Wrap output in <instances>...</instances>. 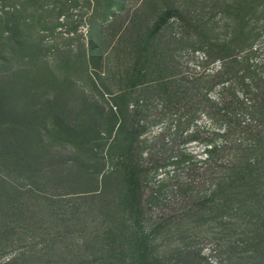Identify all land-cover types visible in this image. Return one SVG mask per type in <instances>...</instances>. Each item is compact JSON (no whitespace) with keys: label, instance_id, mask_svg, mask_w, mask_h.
Returning <instances> with one entry per match:
<instances>
[{"label":"trees","instance_id":"16d2710c","mask_svg":"<svg viewBox=\"0 0 264 264\" xmlns=\"http://www.w3.org/2000/svg\"><path fill=\"white\" fill-rule=\"evenodd\" d=\"M110 1L102 29L123 9ZM165 1L148 31L130 38L128 87L109 89L107 69L96 84L108 105L98 126H87L94 136L84 140L82 155L85 173H100V189L78 193L108 221L91 236L99 241L96 256L70 253L75 264H241L264 248V0L216 1L223 35L200 32L210 18L203 22L184 3ZM102 29L98 60L106 64L111 50ZM156 43L158 63L146 55ZM114 177L117 184L109 182ZM78 200L60 207L72 216ZM34 230L44 241L73 235L48 224Z\"/></svg>","mask_w":264,"mask_h":264},{"label":"rangeland","instance_id":"374dc122","mask_svg":"<svg viewBox=\"0 0 264 264\" xmlns=\"http://www.w3.org/2000/svg\"><path fill=\"white\" fill-rule=\"evenodd\" d=\"M120 1L123 9L102 29L110 19L106 6L114 9L110 0H0V264L15 253L9 264H75L70 253L96 256L99 241L91 236L105 228L108 218L98 207L84 206L78 193L100 189V173H85L82 155L89 149L84 140L94 136L85 132L87 126H98L108 105V97L97 95L96 84L107 69L109 89L128 87L134 61L130 38L145 34L156 14L169 6L165 0ZM216 1L221 2L171 0L192 8L203 22L210 18L200 32L223 35ZM101 29L111 50L106 64L98 60ZM161 52L156 43L147 59L158 63ZM23 178L43 193L26 187ZM69 199H79L81 206L72 216L65 209ZM56 212L63 214L57 218ZM47 224L73 235L44 241L34 227ZM194 229L202 233L206 227ZM159 237L163 252L167 243ZM206 250L202 246V253ZM249 256L241 264H264V248Z\"/></svg>","mask_w":264,"mask_h":264}]
</instances>
